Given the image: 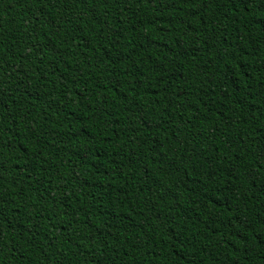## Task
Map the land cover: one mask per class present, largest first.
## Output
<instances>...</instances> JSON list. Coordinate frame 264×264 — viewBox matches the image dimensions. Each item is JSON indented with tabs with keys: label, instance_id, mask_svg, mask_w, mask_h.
Instances as JSON below:
<instances>
[{
	"label": "trees",
	"instance_id": "obj_1",
	"mask_svg": "<svg viewBox=\"0 0 264 264\" xmlns=\"http://www.w3.org/2000/svg\"><path fill=\"white\" fill-rule=\"evenodd\" d=\"M0 264H264V0H0Z\"/></svg>",
	"mask_w": 264,
	"mask_h": 264
}]
</instances>
